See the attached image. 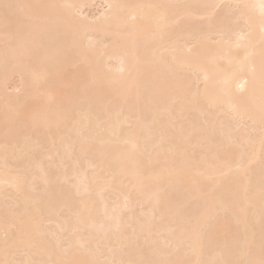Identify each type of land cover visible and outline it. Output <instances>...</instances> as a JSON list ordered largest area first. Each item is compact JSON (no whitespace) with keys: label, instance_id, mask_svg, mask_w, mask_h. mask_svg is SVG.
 Segmentation results:
<instances>
[{"label":"bare ground","instance_id":"1","mask_svg":"<svg viewBox=\"0 0 264 264\" xmlns=\"http://www.w3.org/2000/svg\"><path fill=\"white\" fill-rule=\"evenodd\" d=\"M261 259L264 0H0V262Z\"/></svg>","mask_w":264,"mask_h":264},{"label":"snow or ice","instance_id":"2","mask_svg":"<svg viewBox=\"0 0 264 264\" xmlns=\"http://www.w3.org/2000/svg\"><path fill=\"white\" fill-rule=\"evenodd\" d=\"M5 7H10L9 5H5ZM0 264H3V262H0ZM129 264H145V262H129ZM247 264H256L255 261H247ZM259 264H264V259H261L259 261Z\"/></svg>","mask_w":264,"mask_h":264}]
</instances>
